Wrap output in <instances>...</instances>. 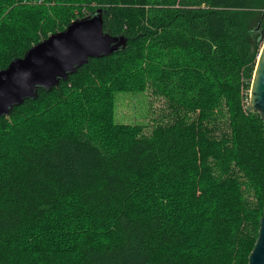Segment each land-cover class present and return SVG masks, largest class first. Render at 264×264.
Returning <instances> with one entry per match:
<instances>
[{"label": "trees", "instance_id": "16d2710c", "mask_svg": "<svg viewBox=\"0 0 264 264\" xmlns=\"http://www.w3.org/2000/svg\"><path fill=\"white\" fill-rule=\"evenodd\" d=\"M98 9L127 47L0 118V264H248L264 0H0V70ZM150 88L151 133L117 122L118 95Z\"/></svg>", "mask_w": 264, "mask_h": 264}, {"label": "water", "instance_id": "95a60500", "mask_svg": "<svg viewBox=\"0 0 264 264\" xmlns=\"http://www.w3.org/2000/svg\"><path fill=\"white\" fill-rule=\"evenodd\" d=\"M104 10L98 9L77 19L61 32L30 48L0 70V118L11 114L26 100H36L40 89L52 91L62 81L88 64L90 59L108 57L127 47L124 36L104 30ZM249 105L264 122V44L261 49L249 96ZM248 264H264V209L258 239Z\"/></svg>", "mask_w": 264, "mask_h": 264}, {"label": "rangeland", "instance_id": "374dc122", "mask_svg": "<svg viewBox=\"0 0 264 264\" xmlns=\"http://www.w3.org/2000/svg\"><path fill=\"white\" fill-rule=\"evenodd\" d=\"M167 112L165 99L157 97L151 88L144 93L119 94L117 98V122L145 125L146 134L151 133L154 120Z\"/></svg>", "mask_w": 264, "mask_h": 264}]
</instances>
